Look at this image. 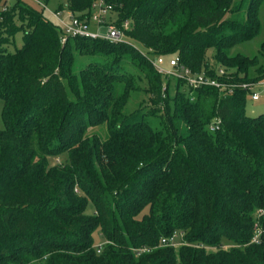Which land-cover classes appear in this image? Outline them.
I'll use <instances>...</instances> for the list:
<instances>
[{
  "label": "trees",
  "instance_id": "16d2710c",
  "mask_svg": "<svg viewBox=\"0 0 264 264\" xmlns=\"http://www.w3.org/2000/svg\"><path fill=\"white\" fill-rule=\"evenodd\" d=\"M0 1V264H264V112L245 114L242 87L193 88L146 57L264 80V0H103L146 54L100 37L62 43L43 9ZM95 1L55 10L88 17ZM259 32L258 53L230 52ZM99 125L105 135L88 132ZM175 233L177 245L160 243Z\"/></svg>",
  "mask_w": 264,
  "mask_h": 264
},
{
  "label": "built area",
  "instance_id": "2783aa9c",
  "mask_svg": "<svg viewBox=\"0 0 264 264\" xmlns=\"http://www.w3.org/2000/svg\"><path fill=\"white\" fill-rule=\"evenodd\" d=\"M43 8L47 9L49 13L56 18L57 29L59 32L60 42H65L69 36H84L90 38H104L113 42H129L135 46L128 37L126 36L124 29L129 27V21L125 20L121 26H117L113 23L106 24L104 22V16L110 10L109 5L105 4L103 0H96L91 5V12L88 17H80L78 14H74L69 10H66L63 14L60 10H52L47 7V5L36 0ZM5 8V7H3ZM103 28V29H102ZM136 47V46H135ZM138 48V47H137ZM142 54H146L140 49ZM148 60L157 70V72L169 75L173 77L183 78L186 83L193 87L199 86H215L219 90L231 92L234 86H239L247 91V95L253 100H257L260 96V91L264 90V80L255 82H241V83H231L227 80H220L217 77H212L205 74L204 72H192L187 66L180 63L179 57L175 54L173 55H146ZM218 75H224L225 71L223 68L217 70ZM227 78V77H226ZM260 89H258V87ZM219 120L215 119L210 123L209 128L213 129L218 126ZM258 230L255 229V233L252 236V241H257ZM174 236L168 239L162 237L160 239L161 244H175ZM102 243L96 244L97 251H99ZM148 248L142 247L136 249L137 252L147 250Z\"/></svg>",
  "mask_w": 264,
  "mask_h": 264
},
{
  "label": "rangeland",
  "instance_id": "374dc122",
  "mask_svg": "<svg viewBox=\"0 0 264 264\" xmlns=\"http://www.w3.org/2000/svg\"><path fill=\"white\" fill-rule=\"evenodd\" d=\"M13 1L14 0H6V4L11 5L13 3ZM23 1L26 2L27 4L33 6L36 9H40V10L43 9V13L46 15V17L48 19H50L51 21H53L55 24H57L56 18L53 17L47 9L42 8L41 5L36 0H23ZM65 1L66 0H51L47 4V7L49 9L55 10L57 8V5L59 2L65 3ZM0 4H1V1H0ZM60 11L63 14L66 11V9L63 8ZM262 14H263V6L261 5L260 10H259L260 17H262ZM109 17H114V13L111 10H109L106 13V15L104 16V22L106 24L110 23ZM261 40H262V32H259L254 37H252L248 40L238 42V43L234 44L233 46H231L230 52L231 53H243L246 55L256 54V53H258ZM21 44H22V34H21V32H17L15 35V42L10 43V44L3 43V46L6 48V50L8 52H13L15 50V48L21 46ZM133 44L136 47H138L139 50L142 49L143 52H146V50L144 48H142L141 45L138 44L137 42H133ZM211 54H212L211 50H208L206 53V56L210 60V62L213 61L211 59ZM149 56L151 57V55H149ZM260 87L261 86H259L258 89H260ZM142 97L143 96L141 94L136 95L135 93H133L132 94V101L128 102L126 109L128 111L133 109L136 106V104H138L139 100H141ZM244 112L247 115H257L259 113L264 112V90L260 91V96L257 100H253V99H251V97L249 95H247V99H246V103H245V107H244ZM1 127H2V121H1V117H0V128ZM95 131L96 132L101 131L100 132L101 135H105V133H106L105 128L103 129V125L89 127L88 132H95ZM48 160H49L50 164L64 162L65 154H59L58 156L49 157ZM86 212H88V213L93 212V207L91 204H88V206L86 208ZM179 237H180V234L175 233V236H174L175 245H177V243L179 242ZM102 240H103L102 236L96 231L95 232V244L101 243ZM228 245L229 244H224V247H227Z\"/></svg>",
  "mask_w": 264,
  "mask_h": 264
}]
</instances>
